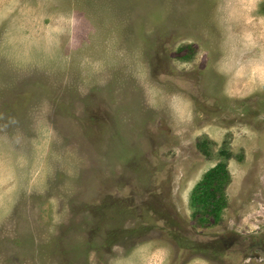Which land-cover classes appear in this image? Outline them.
<instances>
[{
    "label": "rangeland",
    "instance_id": "374dc122",
    "mask_svg": "<svg viewBox=\"0 0 264 264\" xmlns=\"http://www.w3.org/2000/svg\"><path fill=\"white\" fill-rule=\"evenodd\" d=\"M0 264H264V0H0Z\"/></svg>",
    "mask_w": 264,
    "mask_h": 264
},
{
    "label": "trees",
    "instance_id": "16d2710c",
    "mask_svg": "<svg viewBox=\"0 0 264 264\" xmlns=\"http://www.w3.org/2000/svg\"><path fill=\"white\" fill-rule=\"evenodd\" d=\"M229 176L224 162H218L208 169L202 178L194 185L190 202L196 209L203 205H210L214 212H218L225 205L224 185Z\"/></svg>",
    "mask_w": 264,
    "mask_h": 264
}]
</instances>
